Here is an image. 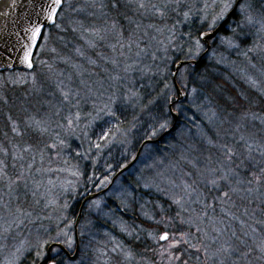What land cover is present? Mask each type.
Returning <instances> with one entry per match:
<instances>
[{
    "label": "rangeland",
    "instance_id": "1",
    "mask_svg": "<svg viewBox=\"0 0 264 264\" xmlns=\"http://www.w3.org/2000/svg\"><path fill=\"white\" fill-rule=\"evenodd\" d=\"M118 1L124 4L121 18L114 10ZM141 3L144 7H140ZM246 3L252 5L257 21L264 20V0H243L241 4ZM221 7L222 0H64L55 24L47 27L41 38L33 69L0 72V264H18L27 250L20 239L29 235L28 227L45 218L44 213L53 221L43 228L44 237L32 243L34 257L44 258L53 238L61 239L73 254L75 218L69 215V209L86 194L81 167L91 159L85 149H96L89 130L95 120L109 119L117 110L136 111L142 83L152 91L156 86L152 77L171 76L175 58L195 60L204 52L201 41L203 47L196 51L194 41L199 37L177 35L175 29L180 30L181 25L168 20L172 14L180 13V19L185 21L197 18L210 31L209 25ZM237 13L239 18L228 23L227 33L211 40L206 63L198 72L191 65L179 70L177 80L186 98L175 107L181 116L177 129L164 145H146L137 162L104 195L87 201L86 216L79 225V257L71 260L63 256L61 264H119L116 257L123 264L161 263L137 253L123 241L137 236H143L165 259L178 260L182 253L177 247L187 242L182 235L168 232L169 239L161 241L165 232L145 227H139L135 234L120 218V212L136 208L149 220L166 221L164 203L151 201L143 192L155 189L164 193L176 211L191 223V245L201 249L207 264H246L242 249L251 245L245 247L246 241L240 239L245 235L240 237L234 226L240 222L242 234L246 222L235 215L229 200L236 199L234 192L240 193L243 200L253 198L262 189L256 182L261 183L264 178H253L252 173L230 168L229 159L227 167L209 153L217 142L219 148L225 144L231 149L238 146L235 151L240 160L250 162L264 156V115L257 112L254 114L258 119L250 113L245 118L226 120L207 92L210 84L219 79L264 98V27L261 23L243 22L240 7ZM154 18L158 21H152ZM225 38H231L239 47H230ZM210 79L214 81L210 83ZM250 81H256L255 85ZM215 88L212 86L211 90ZM155 91L153 102L172 95L174 88L164 81ZM19 105L25 109L28 106V114ZM170 119L161 122L165 127L160 125L159 132L171 125ZM117 132L109 139L97 138L95 143L104 141L99 149H106L112 142L123 143L125 139ZM241 135L245 140L240 139ZM67 138L75 145L68 148V157L66 154L67 162L73 163L70 173L61 170L59 148ZM38 140L40 146L48 143L52 148L53 160L48 161ZM134 155L131 153L130 158ZM174 155L187 166L195 167L179 168L172 161ZM97 160L98 155L93 158L94 162ZM224 173L228 180H219ZM152 179L162 189L158 190ZM213 179L218 181L216 185L210 183ZM108 183L109 179L103 180L98 188ZM31 189L33 197L29 196ZM205 190L213 191L212 196L207 197ZM224 192L229 193L228 197L223 196ZM32 207L39 212L35 213ZM252 233L254 249L261 250L258 245L264 242V234L259 238ZM177 239L181 243L174 245ZM229 246L230 251H219ZM52 253L61 256L56 248ZM150 255L153 258L155 253Z\"/></svg>",
    "mask_w": 264,
    "mask_h": 264
},
{
    "label": "trees",
    "instance_id": "2",
    "mask_svg": "<svg viewBox=\"0 0 264 264\" xmlns=\"http://www.w3.org/2000/svg\"><path fill=\"white\" fill-rule=\"evenodd\" d=\"M123 5L124 4H122L121 1L120 2L118 1L114 7V10L115 12L118 13L117 15L119 18L123 17L122 16L123 13L125 14V11L123 10ZM179 15L180 13L179 14L175 13L174 15L172 14L173 17H170L169 19L167 18L175 26L181 25L180 30L175 29V32H177V35L180 34L184 36L187 34V35H190L191 37H199L202 32L207 31L205 25L200 24L197 18L191 19L189 21H185L183 20V18L180 19ZM238 18H239V14L236 12L233 15L231 20L233 19L236 20ZM152 21L157 22L158 20L156 21V19L154 18ZM226 29L227 28H224L222 31L218 33V35L226 34L227 33ZM215 38H213L212 40H214ZM205 57L198 66H193L189 63L186 65L193 66L194 71L198 72L197 70L202 68V66H204V64L206 63ZM181 60L187 61L188 59L183 58V57L175 58V60L172 63L173 72H174V68L177 62ZM11 72H14V71H11ZM1 73H9V72L3 71ZM212 80L214 81V79H210V83L213 82ZM154 81H156V86L154 85L152 91L150 90L151 89L150 87L145 88L144 84L142 83L143 90L141 92V98L139 99L140 107L138 106V109L136 111L120 109V110H117L114 114H112L111 118L103 120V121L95 120L96 122L94 123V126L92 128L90 126L91 130H89V136L92 137V140L94 142V143L92 142V144H95L96 149L95 148H92L91 150L89 148L85 149L86 153H89L91 159L87 161L81 167L82 172H83V180H84L83 191L86 193L85 195L82 196L83 199L87 195L97 192L103 189L104 187H106L110 183L112 177L117 172H119L121 168H123L125 165H127L132 160L130 158L131 153L136 154L140 146L147 139L158 138L163 133V131L159 132L161 122H164L167 119L171 118L170 124L171 125L173 124V117H172L171 112L169 111V103L171 100L174 101V98L171 99V96L173 95L175 97V92H176V89L173 83V74L171 76L165 77V79L158 77V75L157 77L153 76L152 83ZM164 81L165 82L168 81L172 85V87L174 88V93L172 95H168V96L166 95L164 98H160L157 101L153 102L154 96H156L155 89L159 90L160 86L164 83ZM195 82L199 83V79H196ZM212 86L216 87L215 90H211ZM218 89L221 91L218 92ZM207 92L209 96L211 97V100L215 102V105H217L218 113H220L221 117L225 118L226 120L228 118L231 119V117L245 118V117L250 116V113L256 114L257 112L260 115H264L263 96H259L256 93L250 92L244 87L241 90H238L235 87L233 88V87L228 86L226 82H223L222 80L217 79L215 80V83L210 84V87L207 88ZM10 97L12 98L13 96H10ZM166 97H168L167 102L165 101ZM27 101H31L32 103H35L32 99H29ZM121 103H117V105ZM175 105L176 103L174 104V108H175ZM19 107L24 114H28L27 111L28 110L30 111L28 106H26V109L25 107L20 106V105ZM180 117H179L177 126H179L180 124V121H181ZM116 130L118 131L117 136L120 137L121 135L122 137L120 138H124L125 141L123 143L112 142L110 143L109 146H107L106 149L104 150L99 149L103 147L104 141H99L98 143H95L97 142V138L101 137L104 140L109 139L114 134L116 135L115 133ZM173 132L167 135L160 142L145 144L141 153L144 151V148L148 144H155V145H160V146L164 145V143H166V141L170 138ZM70 139L68 138L64 139L66 141L61 143V145L59 146L60 153L62 156L61 170H64L66 173H70L73 170V167H72L73 163L67 162V157L70 154V152L68 153V148L71 149L73 148L72 146H75L73 142L72 143L70 142ZM38 142L40 146L41 140H38ZM218 145L219 143L216 142L212 146L211 150L209 149V153L212 154V156L215 155L217 160H219L222 164L226 163V161L228 160L226 157V152L223 151L224 149L223 146L222 148L221 147L219 148ZM40 148H41V151L43 150L45 151V156L48 159V161L53 160L52 159L53 150L52 148L50 149L48 143H45L44 146L41 145ZM237 148L238 146H234V148L231 149L232 153H231L230 161H231L232 166H230V168L233 167L234 169L235 168L241 169L242 172H245L246 174L252 173L253 178H257V177L264 178V156L263 157L259 156L258 158L253 156L255 158H252V161L250 162H249V159L240 160V158L237 155V152L235 151ZM35 153H36V157H38L37 150H35ZM175 153L176 152L172 154H175ZM66 154H67V157H66ZM96 155H98V160L94 162L93 158H95ZM175 156L176 155L173 156L172 161L176 162L179 168L184 169L188 167H195V165L192 166V164L187 166L185 162L183 161L181 162V160L178 158H175ZM228 166L229 164H227V167ZM107 167L109 168L108 170H107ZM106 179H109V183L106 184V186L102 188L101 187L98 188L100 183ZM64 180H66V178ZM150 181L153 183V185H155L156 188H158V190L162 189L163 187L162 185L156 184L153 179ZM256 183H258L259 186L262 185V189H261L262 191L260 190V192H255L254 197L253 198L251 197L249 200H243L240 197V193L234 192L235 193L234 194L231 192L232 194L236 196V199L232 198L229 200V207H233V211H236L235 215H237L239 219L240 218L245 219L246 226H244L245 228L243 229L244 233L242 232L241 234L240 230L242 229L240 226V222L234 223V226L238 230L239 232L238 235L240 237L242 235H245L244 237L242 236L240 238L241 241L244 240L247 242L249 241V243H251L250 247L254 250L253 257L259 258L261 254L257 252L258 249L257 250L254 249L255 245L252 244V241H253L252 232H254L255 235L257 234L259 238H261V236H263L264 234V223H262L264 222V181L262 180L261 183L260 182H256ZM62 188L63 190H65L64 185ZM143 192H144V195H146V198L150 199L151 201L153 202L162 201L164 203V205L167 208V212L165 214L167 220L166 221L165 220L164 221L149 220L146 217H144L142 214H140L136 208H134V210L132 211L127 210V212L126 211L120 212L119 214H120L121 220L124 221V223L128 227H130V229H132V231L135 234H138L137 231L139 227H145L147 229H156V232H167V233L170 232L174 236H177V235L179 236V234L180 235L183 234L182 236L187 242L177 247V251L181 250L180 252L182 253V256L178 260H173V261L165 259L162 252L157 251V249L155 250L151 246H149L147 244V240H145L143 236H137V237H133V238L125 239V240L122 239L123 241H125L126 246L131 247L137 253L142 252L144 257L145 255H148L149 256L148 259L150 260L155 259V262H157V260H161V263L158 262L156 264H166L167 262L168 264H207L205 258L203 257L204 255L201 249L196 250L195 247L191 246L192 244L191 242H193V239L191 236L193 234L191 232L192 229L190 228L191 223L188 221V219L176 211L175 205L168 198H166L163 195L164 193H162L161 191H160L161 194L158 193L156 189L155 190H144ZM205 192L207 193V197L212 196L213 194L211 193L213 191L205 190ZM262 194L263 196H261ZM29 196L30 197L34 196V191H32V189L30 190ZM207 201H209V198L207 199ZM81 202L82 201L77 200L76 202H74V204L69 209V215L74 216L75 219L78 216ZM31 210H33L35 213L36 211L39 212L37 208L34 210L32 207ZM44 216L45 218L42 221H39L42 223L36 222V223H33V226L28 227V231H30L29 235L26 236V238L25 236H23V238H25L26 241H23V238L20 239V242L23 243L22 246H23L24 251L26 249L27 250L25 254L23 253L24 255L22 254V258H20V260L18 261V264H36L39 261L34 257V252L30 250V248L32 247V243L34 244L41 237H44L43 235H45L44 234L45 230H43V228H45V225H48V224L50 225L51 221H53L52 218L51 219L48 218L49 215L47 216L44 213ZM85 216H86V206L83 209V216L79 224L80 226L83 223ZM110 231L115 232V230H111V229ZM49 234H51L52 236L54 235L52 234V232ZM60 240L61 239L53 238L48 242V245L51 244L52 242H59L64 245V243L61 242ZM254 241H256V239H254ZM55 248L58 249L59 252L62 251L59 247H55ZM152 253H155V256L153 258H151V255H150ZM195 256H197V258H195ZM78 257L79 255L76 256L75 259H77ZM53 260L55 261V264H61L63 259H62V256L59 257V256L54 255ZM120 260L121 259L119 257H116V261H118L119 264H123L121 263Z\"/></svg>",
    "mask_w": 264,
    "mask_h": 264
},
{
    "label": "water",
    "instance_id": "3",
    "mask_svg": "<svg viewBox=\"0 0 264 264\" xmlns=\"http://www.w3.org/2000/svg\"><path fill=\"white\" fill-rule=\"evenodd\" d=\"M243 0H235L234 5L229 10L228 14L221 20L212 30L204 31L210 32L209 36H199L200 41L204 44V52L195 60L185 61L181 60L177 62L173 72V83L176 89L177 96L174 101L169 103V111L173 117V124L166 128L163 133L156 139H147L139 148L132 160L119 170L111 179L110 183L103 189L87 195L81 202L78 216L74 222V237H75V249L71 254L68 249L59 242H52L46 248V254L43 259L39 260L36 264H55L53 260L52 250L54 247H59L70 258L74 259L79 253V223L83 215V209L87 201L99 197L106 193L117 178L128 171L139 159L141 151L147 143H157L164 139L167 135L172 133L179 120V113L173 108L177 102H182L186 98L180 84L178 83V72L187 63H191L193 66H198L204 57L209 53L211 49V40L215 38L220 31L227 28L228 23L231 21L233 15L237 12L241 2ZM64 0L57 10L55 20L49 18L50 6L52 0H0V72L13 71V70H25L31 71L34 67V57L37 48L40 44L41 38L47 27L52 26L56 22V18L60 9L62 8ZM41 26L40 37L32 42L31 29L35 26ZM31 47V63L29 67L25 61V53L28 52ZM163 235V234H162ZM164 241V240H162Z\"/></svg>",
    "mask_w": 264,
    "mask_h": 264
},
{
    "label": "snow or ice",
    "instance_id": "4",
    "mask_svg": "<svg viewBox=\"0 0 264 264\" xmlns=\"http://www.w3.org/2000/svg\"><path fill=\"white\" fill-rule=\"evenodd\" d=\"M61 3H62V0H52V4L50 6V11L48 13L50 19L55 20V17H56V14H57V10L60 7ZM233 3H234V0H222V7H221L219 13L212 19L211 24L209 25L210 30H211V28L213 26H215L217 24V22L219 20L224 19V17L228 14L229 10L232 8ZM140 7H144V4L141 3ZM239 7H240V11L244 14V21L243 22H245V23H247L249 25L254 24V23H261V26L264 27V20L257 21L256 18L254 17V15L252 14V12H251L252 5L250 3L241 4ZM162 14L163 13H161V15ZM185 16L187 17V14H185ZM232 31H233V33H235L236 30L232 29ZM31 32H32V42L35 43V41L40 37L41 26L37 25V26L33 27L31 29ZM201 35L206 37V36L210 35V32H204ZM224 42H226L230 47H239V44H235L231 38H225ZM194 44H195L196 51L198 53L199 49L202 48L203 45H201L199 38H197L194 41ZM189 51L191 52L192 49H189ZM245 55H247V53H245ZM24 59L28 63V66L31 67L32 66V63H31V47H29L28 52L25 53ZM250 82L253 85H255V83H256V81H250ZM193 91H195V89H193ZM252 115H253L254 119H258V117H256L254 113ZM262 123H264V121H262ZM161 127H165V125H161ZM240 139L243 141V140H245V137L243 135H241ZM223 147L226 149V157H227V159L230 160L231 159V153H232L231 148H229L226 144L223 145ZM251 147L252 146L249 144L248 148H249L250 152H251ZM219 180H228V174L224 173L223 175H221L219 177ZM217 182L218 181L216 179H213V180L210 181V183L213 184V185H216ZM186 187L187 188H191V185H186ZM232 190L236 191V189H232ZM228 195H229L228 192H224L223 193L224 197H228ZM176 203H180V202L176 201ZM205 215H206V213H205ZM262 223H264V222H262ZM197 230L199 231V229H197ZM160 239L161 240H168L169 239V234L167 232H165L163 235L160 236ZM180 243H181L180 240H175L174 241V245H179ZM191 246L192 247H196V245H191ZM258 246L260 247L261 251H264V242H262ZM230 250H231L230 246L228 248L221 247L219 249L220 252L230 251ZM114 251H115V249H114ZM206 251H207V249H206Z\"/></svg>",
    "mask_w": 264,
    "mask_h": 264
},
{
    "label": "flooded vegetation",
    "instance_id": "5",
    "mask_svg": "<svg viewBox=\"0 0 264 264\" xmlns=\"http://www.w3.org/2000/svg\"><path fill=\"white\" fill-rule=\"evenodd\" d=\"M188 61H191V60H188ZM188 64V63H187ZM189 64H191L190 62H189ZM186 65V64H185ZM175 97H176V94H175ZM175 97L172 95L171 96V99L172 98H174L175 99ZM182 102H178V103H176V105H175V107L178 105V104H181ZM179 117H180V113H179ZM82 199L83 198H81V200H79V201H82ZM161 240V239H160ZM162 241V240H161ZM245 245H246V247L248 246V245H251V243H249V241L247 242L246 241V243H245ZM242 252H245V254H246V264H264V251H261V250H257V252L259 253V254H261V256L259 257V258H254L253 257V254H254V250L249 246L248 248H245V249H242ZM60 255L63 257V256H67L66 254H65V252H63V251H61L60 252ZM68 257V256H67ZM72 260H74V259H72ZM256 262V263H255Z\"/></svg>",
    "mask_w": 264,
    "mask_h": 264
}]
</instances>
